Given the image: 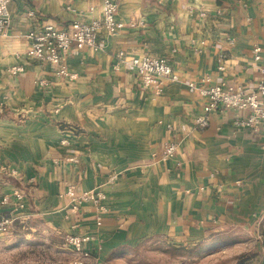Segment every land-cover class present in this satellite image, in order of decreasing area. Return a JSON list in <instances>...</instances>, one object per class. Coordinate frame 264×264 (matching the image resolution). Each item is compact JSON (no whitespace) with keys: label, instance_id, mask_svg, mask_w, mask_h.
<instances>
[{"label":"crops","instance_id":"0c3cea01","mask_svg":"<svg viewBox=\"0 0 264 264\" xmlns=\"http://www.w3.org/2000/svg\"><path fill=\"white\" fill-rule=\"evenodd\" d=\"M115 1L118 33L101 35L97 49L73 45L74 79L28 58L26 35L102 21V0H12L0 36V215L14 209L3 196L24 191V217L92 236L83 264L154 238L207 241L264 215L263 122L238 126L250 111L218 108L200 128L206 99L188 88L251 91L264 80V0ZM145 53L168 60L179 80L146 87L131 62ZM170 141L176 155L164 161ZM70 185L107 194L100 220L90 202L73 209Z\"/></svg>","mask_w":264,"mask_h":264},{"label":"built area","instance_id":"2783aa9c","mask_svg":"<svg viewBox=\"0 0 264 264\" xmlns=\"http://www.w3.org/2000/svg\"><path fill=\"white\" fill-rule=\"evenodd\" d=\"M102 21H82L78 18L71 21L67 28L48 24L43 29L30 30L26 35L29 40V46L26 55L30 59L40 62H46L55 69L57 75L63 77L75 78V74L69 71L67 65L68 53L74 44H83L94 49L99 46L101 35L110 36L118 33L120 23L117 20L118 3L115 0H102ZM12 0H0V36L7 35L11 22V13L9 5ZM33 11L28 15L32 16ZM201 15H205L201 13ZM260 48L255 49L256 59H259ZM120 53L119 56H122ZM138 76L146 87H156L163 83L164 79L178 81L179 75L175 72L172 65L165 58L145 53L141 56H134L131 60ZM15 71H22L23 67H14ZM191 92H199L206 99L204 106L205 114L196 118L195 124L200 128L209 125L208 114L218 108H233L238 110H248L249 115L244 118L236 119L238 126L256 128L259 122H263L264 131V80L251 91H246L241 87H225L223 85H210L198 87L195 82L188 83ZM62 143H67L63 140ZM177 151V143L170 141L165 144L162 152V160L168 161L174 158ZM57 162V161H56ZM71 199L72 207L75 211L79 210L82 204L90 202L97 207L98 219H101L102 213L106 211L104 204L107 194L104 191H86L79 193L76 187L70 185L65 191ZM3 204L14 207L13 210L25 211L27 204L25 194L22 190H14L12 194L3 196ZM14 217H4L0 215V231H6L14 222ZM92 239L91 235H81L69 233L65 235L66 243L82 258L90 257V252L85 248L86 243ZM76 264H83V260Z\"/></svg>","mask_w":264,"mask_h":264},{"label":"rangeland","instance_id":"374dc122","mask_svg":"<svg viewBox=\"0 0 264 264\" xmlns=\"http://www.w3.org/2000/svg\"><path fill=\"white\" fill-rule=\"evenodd\" d=\"M25 213L11 210L8 217H14V222L0 231V264H76L82 260L64 235L40 219L24 217ZM103 264H264V215L253 225L232 227L195 244L154 238L134 250L118 251Z\"/></svg>","mask_w":264,"mask_h":264}]
</instances>
